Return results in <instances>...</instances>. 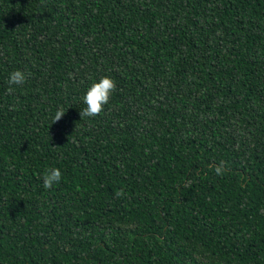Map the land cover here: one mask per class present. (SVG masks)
Returning <instances> with one entry per match:
<instances>
[{"label": "trees", "instance_id": "1", "mask_svg": "<svg viewBox=\"0 0 264 264\" xmlns=\"http://www.w3.org/2000/svg\"><path fill=\"white\" fill-rule=\"evenodd\" d=\"M0 264H264V0H0Z\"/></svg>", "mask_w": 264, "mask_h": 264}, {"label": "clouds", "instance_id": "2", "mask_svg": "<svg viewBox=\"0 0 264 264\" xmlns=\"http://www.w3.org/2000/svg\"><path fill=\"white\" fill-rule=\"evenodd\" d=\"M28 77L29 73L25 70L17 69L10 72L7 79V83L10 86L9 91H12L13 87L24 85ZM115 89L116 82L109 75H104L94 79L80 96L79 103L83 105L79 111L80 117L95 118L97 115L101 114L105 106L109 104L110 98ZM63 115V109H58L54 113L52 119L56 122L60 120ZM224 171V162L221 161V163L215 167V173L219 176L223 175ZM41 179L43 188L49 189L60 183L62 179V172L58 167L50 166L44 170Z\"/></svg>", "mask_w": 264, "mask_h": 264}]
</instances>
